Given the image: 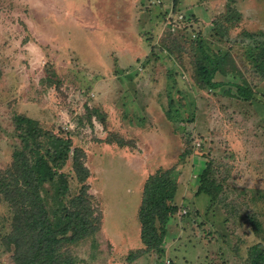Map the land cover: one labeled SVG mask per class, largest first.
<instances>
[{
	"label": "rangeland",
	"instance_id": "374dc122",
	"mask_svg": "<svg viewBox=\"0 0 264 264\" xmlns=\"http://www.w3.org/2000/svg\"><path fill=\"white\" fill-rule=\"evenodd\" d=\"M234 8L242 18L232 25ZM246 29L264 30V0H0V169L21 143L20 114L86 151L103 221L73 247L78 264H250L251 247L264 248V79ZM200 39L226 69L238 66L251 100L228 78L221 88L197 83ZM169 168L180 210L163 250L144 252L143 188ZM206 169L215 180L207 195L198 192ZM64 170L75 195L71 160ZM12 221L0 201V264H15L3 238Z\"/></svg>",
	"mask_w": 264,
	"mask_h": 264
},
{
	"label": "trees",
	"instance_id": "16d2710c",
	"mask_svg": "<svg viewBox=\"0 0 264 264\" xmlns=\"http://www.w3.org/2000/svg\"><path fill=\"white\" fill-rule=\"evenodd\" d=\"M230 11L228 20L235 25L242 14L236 8ZM222 22L217 23L218 31H222ZM242 35L254 73L264 79V30L246 29ZM198 43L204 60L197 64V83L203 88H221L228 78L227 82L236 87L237 98L251 100L253 90L238 66L237 71H229L224 67L229 62L224 55H211L201 39ZM221 76L223 79L216 80ZM1 77L0 67V80ZM14 119L21 143L13 153L11 166L0 169V201L7 202L13 213L11 230L3 236L7 248L13 252L15 264H78L73 247L96 236L103 221V214L95 206L94 195L90 192L91 171L86 164V151L74 146L69 135L47 130L34 118L20 114ZM70 160L81 185L75 195L68 193L70 173L64 170ZM208 173L207 169L201 173L199 194H213L210 181L215 180H209ZM46 184L52 186L48 197L43 193ZM178 188L174 168L159 169L147 178L140 209L144 252L163 250L160 246L167 225L180 210L176 203ZM249 261L250 264H264L262 244L251 247Z\"/></svg>",
	"mask_w": 264,
	"mask_h": 264
}]
</instances>
